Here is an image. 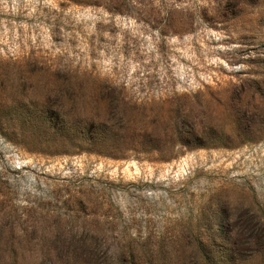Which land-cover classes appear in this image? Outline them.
Here are the masks:
<instances>
[{
    "label": "rangeland",
    "instance_id": "rangeland-1",
    "mask_svg": "<svg viewBox=\"0 0 264 264\" xmlns=\"http://www.w3.org/2000/svg\"><path fill=\"white\" fill-rule=\"evenodd\" d=\"M59 65L137 98L187 94L228 132L227 97L264 79V0H0V106L44 98L63 84L44 69ZM224 132L169 161L46 155L0 135L5 234L36 230L40 253L73 223L140 240L152 264H264V114L242 145Z\"/></svg>",
    "mask_w": 264,
    "mask_h": 264
},
{
    "label": "trees",
    "instance_id": "trees-1",
    "mask_svg": "<svg viewBox=\"0 0 264 264\" xmlns=\"http://www.w3.org/2000/svg\"><path fill=\"white\" fill-rule=\"evenodd\" d=\"M44 70L62 72L63 84L47 88L44 98L30 89L17 108L0 106V117H17L22 122L1 120L0 135L21 145L27 143L32 151L46 155L93 153L114 159L146 154L149 160L169 161L186 151L218 146L221 141L220 131H224L215 110L203 105L195 108L187 94L158 101L151 96L137 98L109 83H97L92 73H82L80 65ZM89 83L99 87L90 91ZM224 105L228 117L236 122L224 132L232 135L226 138L228 145L246 143L242 137L252 129V121L264 114V79L243 84ZM233 137L238 144L232 142ZM6 228L0 221V264L153 263L142 254L147 247L140 240L110 237L103 230L92 235L77 224L57 222L54 249L46 246L37 253L27 244L36 230L23 231L22 240L14 229L6 235Z\"/></svg>",
    "mask_w": 264,
    "mask_h": 264
}]
</instances>
